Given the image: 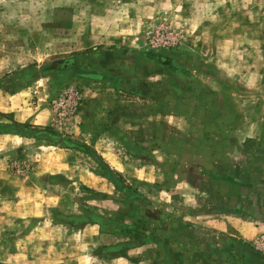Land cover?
<instances>
[{
  "label": "rangeland",
  "instance_id": "rangeland-1",
  "mask_svg": "<svg viewBox=\"0 0 264 264\" xmlns=\"http://www.w3.org/2000/svg\"><path fill=\"white\" fill-rule=\"evenodd\" d=\"M0 125V264H226L199 167L256 193L264 0H0Z\"/></svg>",
  "mask_w": 264,
  "mask_h": 264
},
{
  "label": "crops",
  "instance_id": "crops-1",
  "mask_svg": "<svg viewBox=\"0 0 264 264\" xmlns=\"http://www.w3.org/2000/svg\"><path fill=\"white\" fill-rule=\"evenodd\" d=\"M182 94V93H181ZM189 106L186 105L184 108V115L185 118L189 121L192 119V111L188 108ZM210 107V106H208ZM217 110L216 106H211ZM178 108L174 109V114ZM210 109V108H209ZM203 109L200 110V112ZM211 111V110H210ZM198 114H200L198 112ZM215 114V113H214ZM201 115V114H200ZM202 117V116H201ZM216 117L213 119L215 120ZM201 121V120H200ZM196 122V121H195ZM191 124V123H190ZM202 126V125H199ZM238 135V134H237ZM185 141L189 142L187 137H191V135H185ZM199 141H202L203 137ZM209 137V136H208ZM239 137V138H238ZM237 137V140L240 139V136ZM196 139V140H197ZM192 141H194L192 139ZM191 142V141H190ZM258 155L264 158V144L258 150ZM256 156V157H257ZM202 157V156H201ZM260 157V156H259ZM201 167H199L202 174V177L205 174H209V172L215 173V177L210 181L211 185V192H218L216 196L213 198V203L218 204L223 203L226 204L224 208H217L215 209L216 215H221L220 219H215L217 221V228L220 230L221 235H223V241L226 243L221 244V248H223L222 252L226 254V259H224L227 263L226 264H264V251L258 252V246H253L252 240L258 238L259 243L261 239H264V166L261 165V162H258L255 168L252 170H248L244 176L241 178L236 179L235 182L238 184L240 183L245 184L249 181L250 178H254L251 184L254 186V191L256 192L253 194L251 191H244L241 192L240 195L235 194L236 185L232 180L235 178L234 176L237 175V172H233L228 166L227 170H223V168L218 164L201 162ZM232 167V165H231ZM250 171V172H249ZM228 175V176H226ZM233 179H228L231 177ZM208 188V185L205 189ZM243 188V187H242ZM186 207V206H185ZM189 208V207H188ZM185 208V209H188ZM247 214L250 218H244L243 215ZM246 215V216H247ZM185 216H191V214H187L185 212ZM194 216V215H192ZM196 217H204L205 215H195ZM186 221V220H183ZM176 224L174 225L175 234H177L179 224V220L175 221ZM184 225V228L188 229L190 227L187 225V222ZM179 226V225H178ZM203 231L204 228H200ZM206 231V230H205ZM188 232V231H187ZM219 238V236H218ZM217 239V238H216ZM176 245V244H174ZM219 245V244H218Z\"/></svg>",
  "mask_w": 264,
  "mask_h": 264
},
{
  "label": "trees",
  "instance_id": "trees-1",
  "mask_svg": "<svg viewBox=\"0 0 264 264\" xmlns=\"http://www.w3.org/2000/svg\"><path fill=\"white\" fill-rule=\"evenodd\" d=\"M158 59L161 60L162 62H164V64H170L171 60L168 56L165 55H161L158 56ZM176 60L172 59V73H174L178 79L183 80L184 78H187L189 72H186L184 69V66H182V64H180L179 62H175ZM186 82V81H185ZM23 126V125H22ZM0 128H2L1 130L3 132H14V133H19L22 135H26V136H36L38 133L33 132L32 130H28L27 128H22V127H18V126H3L0 125ZM66 146L69 147H75V148H80L82 150H85L86 152H91L86 146H82L80 144H77L75 142H72L70 140H65ZM95 157V156H94ZM97 159V157H95ZM108 176H111L110 174ZM115 184L117 183V180H114Z\"/></svg>",
  "mask_w": 264,
  "mask_h": 264
},
{
  "label": "water",
  "instance_id": "water-1",
  "mask_svg": "<svg viewBox=\"0 0 264 264\" xmlns=\"http://www.w3.org/2000/svg\"><path fill=\"white\" fill-rule=\"evenodd\" d=\"M74 63V60L73 59H66V60H60V61H57L56 64L60 67H69L71 64Z\"/></svg>",
  "mask_w": 264,
  "mask_h": 264
},
{
  "label": "built area",
  "instance_id": "built-area-1",
  "mask_svg": "<svg viewBox=\"0 0 264 264\" xmlns=\"http://www.w3.org/2000/svg\"><path fill=\"white\" fill-rule=\"evenodd\" d=\"M59 105L61 106L60 108L67 109V107H68L69 104L67 102L65 104L64 101H61V102H59ZM260 244H262V246H264V239H261Z\"/></svg>",
  "mask_w": 264,
  "mask_h": 264
},
{
  "label": "flooded vegetation",
  "instance_id": "flooded-vegetation-1",
  "mask_svg": "<svg viewBox=\"0 0 264 264\" xmlns=\"http://www.w3.org/2000/svg\"><path fill=\"white\" fill-rule=\"evenodd\" d=\"M71 65H73V64H71ZM57 66H58V65H57ZM75 66H76V64H75ZM58 68H62V67L58 66ZM63 68H67V67H63Z\"/></svg>",
  "mask_w": 264,
  "mask_h": 264
}]
</instances>
